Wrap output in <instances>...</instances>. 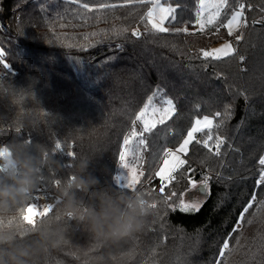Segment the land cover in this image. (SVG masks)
I'll return each instance as SVG.
<instances>
[{
  "label": "trees",
  "instance_id": "16d2710c",
  "mask_svg": "<svg viewBox=\"0 0 264 264\" xmlns=\"http://www.w3.org/2000/svg\"><path fill=\"white\" fill-rule=\"evenodd\" d=\"M82 2L95 5L101 0ZM244 2L249 26L240 30L243 39L234 45L237 53L206 63L197 58L198 50L225 40L234 43L235 37H229L225 29L173 34L172 29L185 26L195 31L190 24L195 0H169L177 9L176 22H166L170 32L140 38L132 37L131 31L145 32L140 17L150 5L90 12L85 20L80 15L83 10L70 0H0V48L4 62L10 64L4 68L0 63V147L18 137L15 129L19 127V138L31 141L32 155H39V145L52 149L62 169L46 168L47 183L40 180L30 201L40 210L53 204L48 216L55 215L60 206L55 180L67 179L79 157L92 159L89 171L100 182L91 193L78 191L85 205L107 188L130 193L116 178L123 137L134 116L157 88L176 106L172 118L157 125L143 154L144 176L137 187L147 192L154 189L157 204L156 209H149L143 230L112 245L92 237L77 218L64 217L60 223L67 229L65 241L49 253L44 264H215L251 195L255 192L258 199L264 195V185L255 184L261 167L258 161L264 157V23H252L264 20L260 10L264 0ZM123 27L129 29L127 35L112 36L113 28ZM102 30L108 34L90 35ZM226 104L232 108V117L219 131L225 141L221 155H208L193 144L187 157L195 169L190 174L197 181L202 172L212 177L209 196L197 213L171 211L162 196L173 190L179 196L189 185L177 174L178 182L159 193L154 154L165 143L175 149L194 117L223 112ZM57 141L66 150H55ZM218 174L229 179L218 180ZM252 213L250 209L248 216ZM237 238L240 246L226 264H264V216L243 226L230 245Z\"/></svg>",
  "mask_w": 264,
  "mask_h": 264
},
{
  "label": "snow or ice",
  "instance_id": "6c2138e0",
  "mask_svg": "<svg viewBox=\"0 0 264 264\" xmlns=\"http://www.w3.org/2000/svg\"><path fill=\"white\" fill-rule=\"evenodd\" d=\"M70 2L79 5V8L83 10L80 15L85 20L88 19L87 13L90 12L100 13L104 10H115L118 7H126L129 5H150L147 11L140 17L141 23L145 25V32L141 33L138 28L133 29L131 36L135 38H140L142 35L169 33L170 28L165 26L166 22L171 25L177 20V9L171 6L169 0H123V3H111L108 0H101V2L95 5L82 2V0H70ZM195 4L193 20L190 21L195 31L190 32L189 27L185 26L183 28L172 29L173 34L195 35L197 31L204 34L208 29H212L218 33L220 29H225L227 35L229 37L234 36L236 41L243 39V33L240 30L249 26L244 0H195ZM247 8L251 10V4H248ZM260 10L264 12V8ZM252 23H264V20H254ZM128 31L129 29L127 27L121 29L113 28L111 30L113 37L125 36ZM237 32L240 34L236 35ZM107 34V30H102L101 33L93 32L90 35L94 37ZM88 38V35H85L84 39L87 40ZM236 53L237 49L233 46V43L226 41L219 47L200 49L196 55L197 58L203 59L206 63H210L212 61L226 60ZM237 58L242 61L244 56H237ZM0 63L3 64L4 68L10 66V64L4 62V51L2 49H0ZM240 95L244 94L240 93ZM247 99L248 97L245 95V100L247 101ZM197 110H199L198 105ZM175 112L176 106L173 100L166 97L162 89L157 88L147 97L143 107L134 116L132 127L127 135L123 137L122 150L119 152V163L121 167L128 169V175L125 177L127 181L125 187L131 190V192L141 190L137 186L141 184V177L144 176V172L141 170L144 162L143 154L148 150V141L151 135L157 128V125H164L166 121L172 118ZM231 117L232 108L227 104L224 106L223 112L216 111L212 116L203 115L194 117L186 132L180 134L181 142L175 149L167 147L165 143L158 150V153L154 154V159L158 163V170L154 176L160 182L159 193L163 194L166 188H170L174 182H178L177 174L186 179L189 185L185 192L180 193L179 196H177L174 190L170 191L168 195H163L162 203L166 208L171 209L173 212L179 210L182 213H197L201 210L204 201L198 200L195 193L188 201H185L184 196L188 192L196 190V193L206 199L210 194L209 180L212 177L202 172L200 181H197L190 174L195 172V169L191 168L187 159L190 146L193 144L201 146L207 150L208 155L219 157L221 155V146L225 143L224 139L219 135V131L224 126L225 121L230 120ZM137 125H139V131H137ZM15 132L18 137L21 136V129L19 127L15 129ZM197 134L202 135L198 138ZM166 135H175V133L168 132ZM25 139L29 144L31 143L29 139ZM55 150L66 149L57 141L55 143ZM68 154L75 157L73 151H68ZM200 163L203 164L204 160H201ZM258 164L262 167L258 169L259 175L255 181L256 187L264 185V157L259 159ZM185 165H189L187 169H185ZM217 179L229 178L222 177L218 174ZM41 181L42 183H47L43 176ZM60 182V179L55 180L56 185ZM152 191L154 189L149 190V194ZM174 197L176 198L175 202L170 203ZM146 206L152 210L157 208L156 203L147 204ZM37 209L38 205L36 203H30L25 209L24 220L34 224L37 218H43L53 213L54 206L48 203L41 210ZM250 209L253 210V213L251 216H248ZM261 216H264V195L258 199L254 192L246 206L240 212L232 228V232L223 241L215 264H222V262L226 264L229 255L236 250L237 246H240L239 238L235 239L234 244L230 245L229 241L232 240L233 235L240 232L243 226L253 224ZM255 259L256 257L253 256V260Z\"/></svg>",
  "mask_w": 264,
  "mask_h": 264
},
{
  "label": "clouds",
  "instance_id": "9594fccd",
  "mask_svg": "<svg viewBox=\"0 0 264 264\" xmlns=\"http://www.w3.org/2000/svg\"><path fill=\"white\" fill-rule=\"evenodd\" d=\"M38 151V156L32 155L30 144L19 137L0 147V264H44L65 241L67 229L60 223L64 217L77 218L92 237L112 245L143 230L149 214L146 205L156 202L152 193L107 188L87 205L78 198V191L91 193L100 183L89 171L92 159L87 156L79 157L75 171L58 183L60 206L55 215L26 222L25 208L44 170L62 169L52 149L39 145Z\"/></svg>",
  "mask_w": 264,
  "mask_h": 264
},
{
  "label": "rangeland",
  "instance_id": "374dc122",
  "mask_svg": "<svg viewBox=\"0 0 264 264\" xmlns=\"http://www.w3.org/2000/svg\"><path fill=\"white\" fill-rule=\"evenodd\" d=\"M165 6H167V5H165ZM165 26H167V25L165 24ZM236 34H237V33H236ZM226 41H231V40H225V41L220 42V43H218V44H216V45H213L211 48L219 47V46H221L223 43H225ZM231 42H232V41H231ZM232 43H233V42H232ZM234 45H235V43H233V46H234ZM0 49H1V48H0ZM137 126L139 127V125H137ZM137 131H139V129H138ZM197 135H198V134H197ZM157 170H158V168H157ZM127 175H128V169L123 168V167H120L119 176L117 175V178H116L117 183H118V184L125 185V184L127 183V181H126V179H125V177H126ZM194 193L196 194V197H197L198 200H203V201L206 200L203 196H200L198 193H196V190H192L191 192H188L187 195L184 196L185 201H188L189 198H190ZM37 210H40V209H37Z\"/></svg>",
  "mask_w": 264,
  "mask_h": 264
},
{
  "label": "built area",
  "instance_id": "2783aa9c",
  "mask_svg": "<svg viewBox=\"0 0 264 264\" xmlns=\"http://www.w3.org/2000/svg\"><path fill=\"white\" fill-rule=\"evenodd\" d=\"M234 43L236 44V43H238V41H234ZM245 70V69H244ZM201 136V134H198V138ZM222 147V146H221ZM262 167V166H261Z\"/></svg>",
  "mask_w": 264,
  "mask_h": 264
}]
</instances>
